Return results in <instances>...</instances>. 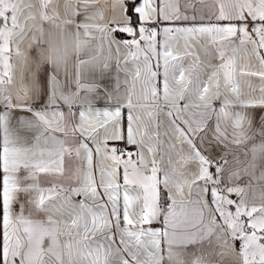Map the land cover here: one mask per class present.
Masks as SVG:
<instances>
[{"label": "snow or ice", "instance_id": "6c2138e0", "mask_svg": "<svg viewBox=\"0 0 264 264\" xmlns=\"http://www.w3.org/2000/svg\"><path fill=\"white\" fill-rule=\"evenodd\" d=\"M0 264H264V0H0Z\"/></svg>", "mask_w": 264, "mask_h": 264}]
</instances>
